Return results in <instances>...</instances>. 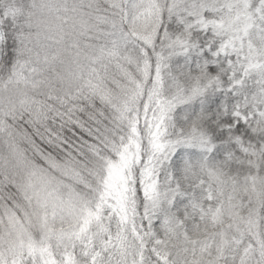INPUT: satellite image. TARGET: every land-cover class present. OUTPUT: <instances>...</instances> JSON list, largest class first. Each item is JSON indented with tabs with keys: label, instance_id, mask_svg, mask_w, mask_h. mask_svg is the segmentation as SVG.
<instances>
[{
	"label": "snow or ice",
	"instance_id": "snow-or-ice-1",
	"mask_svg": "<svg viewBox=\"0 0 264 264\" xmlns=\"http://www.w3.org/2000/svg\"><path fill=\"white\" fill-rule=\"evenodd\" d=\"M0 264H264V0H0Z\"/></svg>",
	"mask_w": 264,
	"mask_h": 264
}]
</instances>
